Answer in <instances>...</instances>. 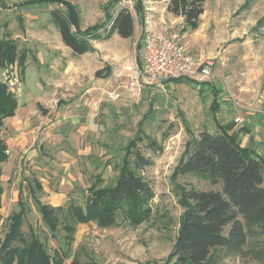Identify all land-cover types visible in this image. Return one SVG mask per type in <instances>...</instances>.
Returning a JSON list of instances; mask_svg holds the SVG:
<instances>
[{
	"label": "rangeland",
	"instance_id": "rangeland-1",
	"mask_svg": "<svg viewBox=\"0 0 264 264\" xmlns=\"http://www.w3.org/2000/svg\"><path fill=\"white\" fill-rule=\"evenodd\" d=\"M31 1L0 0V41L7 36L18 55L25 54L22 67L0 70V84L17 100L16 129L7 123L0 129L8 153L0 164V246L9 216L23 207L22 233H34L50 255L65 251L63 264L165 262L183 212L174 185L219 189L196 175L175 176L188 142L202 130H215L220 120L240 118L241 125L244 119H264V0H206L196 31L183 32L182 19L166 33L179 31L189 55L208 67L210 76L139 85L135 92L126 86L135 78L133 43L142 33L136 0L115 5L112 0H63L75 7L82 31L104 22L100 37L109 29L108 14L128 8L134 19L130 39L115 35L90 41L94 52L82 56L63 45L50 23L49 12L63 7ZM155 1L162 12L165 0ZM213 97L219 114L210 112ZM149 141L161 145L162 152L147 148ZM137 149L152 160L150 167L133 166ZM122 170L153 190L152 213L143 223L110 228L81 224L68 241L62 224L52 230L42 221L36 203L83 206L89 188L113 186ZM223 264L256 263L229 257Z\"/></svg>",
	"mask_w": 264,
	"mask_h": 264
},
{
	"label": "trees",
	"instance_id": "trees-1",
	"mask_svg": "<svg viewBox=\"0 0 264 264\" xmlns=\"http://www.w3.org/2000/svg\"><path fill=\"white\" fill-rule=\"evenodd\" d=\"M122 0H112V4ZM134 11L141 19L142 0H136ZM32 3L60 5L49 12L50 23L61 42L75 56L94 52L93 40H107L114 34L122 39L133 36V17L128 8L107 15L109 29L104 37L98 31L104 22L82 31L75 7L63 0H33ZM206 0H169L166 11L182 18L183 32L196 31ZM142 24V21H141ZM144 30L142 31V33ZM0 41V70L16 64L22 67L25 54L18 55L17 45L5 36ZM17 100L0 84V129L3 120L14 116ZM217 109L215 102L211 110ZM159 154L163 148L152 141L146 145ZM7 146L0 135V164L8 160ZM133 166L143 170L152 160L137 149ZM175 176L196 175L218 190L201 191L191 185H174L173 193L183 209L178 222L176 241L170 257L160 264H223L229 257L264 264V159L251 149L238 145L222 128L211 133L200 131L187 144L175 168ZM1 176V171H0ZM84 205L68 201L64 207L53 208L36 203L42 221L52 230L60 224L71 241L75 227L94 223L100 228L125 222L137 226L149 218L148 207L154 197L149 184L130 171L120 172L115 184L108 188H89ZM0 188V209H1ZM24 209L9 216V230L0 246V264H63L65 251L50 255L34 233H22ZM1 219V218H0Z\"/></svg>",
	"mask_w": 264,
	"mask_h": 264
},
{
	"label": "built area",
	"instance_id": "built-area-1",
	"mask_svg": "<svg viewBox=\"0 0 264 264\" xmlns=\"http://www.w3.org/2000/svg\"><path fill=\"white\" fill-rule=\"evenodd\" d=\"M133 46L137 50V66L134 80L126 86L129 92L138 91L139 85L154 87L176 80H203L210 76L208 67L202 68L201 63L189 55L179 31L165 34L146 31ZM240 121V118L235 119V122Z\"/></svg>",
	"mask_w": 264,
	"mask_h": 264
},
{
	"label": "crops",
	"instance_id": "crops-1",
	"mask_svg": "<svg viewBox=\"0 0 264 264\" xmlns=\"http://www.w3.org/2000/svg\"><path fill=\"white\" fill-rule=\"evenodd\" d=\"M168 1L169 0H165L164 6L162 7V12L161 10L158 12L157 10L159 5L155 0H151V3H149L148 0H144V1L142 0V17L141 19H139L141 32L144 30V32L148 31L155 34H164L167 32L168 28H174L173 25L176 22H178V20H182V18L174 17L166 11V6L168 4ZM167 21L170 22L169 25L167 24ZM133 24H134V19H133ZM134 33H135V28H134ZM114 36L115 34L113 35V37ZM213 102H215V104L217 105V109L214 112L211 110V104ZM219 110L220 107L217 104V99L216 97H213L210 103V112L211 114H217V113L219 114L220 113ZM15 118L16 116L5 119L3 124L6 125L7 123L9 126H14L10 128L12 130H15L16 129L15 124L17 123V121H15L16 120ZM244 122H245L244 124L240 125L237 124L239 122H235V120L234 121L220 120L215 130L210 132L214 133V131L215 132L218 131V128H222L235 140V142L238 145L253 150L256 155L264 159V119L262 121L260 120L253 122L250 121L249 123H247L248 122L247 119H244ZM263 187H264V182H263Z\"/></svg>",
	"mask_w": 264,
	"mask_h": 264
}]
</instances>
